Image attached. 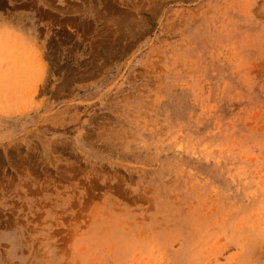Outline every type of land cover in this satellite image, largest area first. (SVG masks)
<instances>
[{"label": "rangeland", "instance_id": "obj_1", "mask_svg": "<svg viewBox=\"0 0 264 264\" xmlns=\"http://www.w3.org/2000/svg\"><path fill=\"white\" fill-rule=\"evenodd\" d=\"M0 264H264V0H0Z\"/></svg>", "mask_w": 264, "mask_h": 264}]
</instances>
